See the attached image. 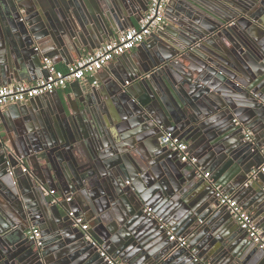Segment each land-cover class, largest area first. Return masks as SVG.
<instances>
[{
	"label": "water",
	"instance_id": "1",
	"mask_svg": "<svg viewBox=\"0 0 264 264\" xmlns=\"http://www.w3.org/2000/svg\"><path fill=\"white\" fill-rule=\"evenodd\" d=\"M181 1L166 6L163 30L149 36L155 48L127 76L10 105L16 125L0 132V264H107L87 234L124 264H264V249L215 196L217 187L238 196L264 233V0ZM147 5L0 0V85L33 79L45 57L66 64L96 49ZM164 132L196 162L180 163L160 144ZM51 189L71 201L51 203ZM156 217L188 247L169 241Z\"/></svg>",
	"mask_w": 264,
	"mask_h": 264
},
{
	"label": "built area",
	"instance_id": "2",
	"mask_svg": "<svg viewBox=\"0 0 264 264\" xmlns=\"http://www.w3.org/2000/svg\"><path fill=\"white\" fill-rule=\"evenodd\" d=\"M167 2L168 0H148L147 9L143 12L136 27L133 26L120 31L116 37L105 41L101 46L64 69L58 68L52 59L43 58L42 69L44 73L36 81L32 83L18 81L0 86V110L13 104L24 103L36 97L50 94L55 90L65 88L71 82L87 81L89 77H93L108 63L141 45L152 33L163 30L166 23L165 11ZM244 136V141L254 142L252 131L244 130ZM159 142L169 150L178 152L181 162H196V158L189 153L188 144L171 132H164ZM22 170L26 171V168L22 166ZM257 172L253 170V176ZM259 172H264V165L259 169ZM202 176L209 178L210 173H204ZM215 190L218 205L225 209L241 230L246 232L256 247L264 249V233L252 215L237 202L233 195L225 193L218 187ZM49 194L53 195L51 203L58 201L70 202L72 199L70 195H60L54 189H51ZM144 213L152 215V209L149 207L145 208ZM68 215L71 217L74 226H78L84 231L89 230V224L82 216H75L73 211H69ZM156 218L160 227L167 229L169 241L175 242V246L178 248L188 247L186 237L178 236L168 230L165 221L160 217ZM27 235L30 239L38 240L40 231L37 227H32L27 232ZM86 238L97 248L107 264H124L121 260L106 255L98 242L93 240L89 234H87ZM194 251L195 249L192 248L191 252ZM194 261L198 262V257H194ZM203 264L210 263L206 262Z\"/></svg>",
	"mask_w": 264,
	"mask_h": 264
},
{
	"label": "crops",
	"instance_id": "3",
	"mask_svg": "<svg viewBox=\"0 0 264 264\" xmlns=\"http://www.w3.org/2000/svg\"><path fill=\"white\" fill-rule=\"evenodd\" d=\"M181 0H168L167 2V6L169 5H177V3H181ZM181 5L184 7V5L181 3ZM141 16H137V19H132L133 20V24L136 27L139 20H140ZM132 26H129L127 28H131ZM126 29V28H125ZM118 34L115 35V37ZM149 40V41H147ZM102 43H94L95 48H98L99 46H101ZM155 42H153L152 40L149 39V37L139 46V48H134L133 50L117 57L116 59H114L113 61H111L110 63H108L102 70H100L99 72H97L93 77H89L87 81L81 82L82 84L86 85V86H95V87H103L105 85H107L108 83H112L113 80H115L116 78H120L123 76H127V72H129V70L132 68V66L135 64L137 65L138 61L142 60L143 58H145L150 51H152L155 47ZM36 48H38V52L41 53L42 55H44L43 51L44 49L40 46H36ZM91 48V47H90ZM94 49H89V51H82L81 56H76V55H72L71 57H67V63L65 64L62 61V57L57 55L54 56L50 59H52V61L55 63V65L60 68V69H64L66 68L68 65H71L73 62L77 61L78 59L84 57L86 54H88L89 52L93 51ZM125 55V56H124ZM49 58V57H46ZM44 73L43 69L39 70L38 73L35 75V77L33 79L30 80H21V82H28V83H32L34 81H36L42 74ZM18 82V80H13L11 83H15ZM8 83V84H11ZM73 82L67 84V86L65 88H61L58 90L53 91L50 94H46L43 96H39L38 100L42 101L44 99H50V101L53 100H57L58 98H62L64 99L66 96L68 95H72V88H71V84ZM8 84H4V85H8ZM3 86V85H0ZM36 101V100H33ZM12 111L11 110V106L6 107L3 110H0V132L2 134L5 135V133H9L11 132L13 125L15 123V121L12 119ZM189 153L191 154L192 157L197 158L198 155H196L197 153L195 152H191L189 150ZM180 163H182L179 160ZM212 174L210 173V176ZM127 183V182H126ZM262 186L260 187V189L264 192V180L262 181ZM223 190V189H222ZM224 191V190H223ZM225 192V191H224ZM227 193V192H225ZM235 199L237 200V202L244 208V201L241 202L238 199V196L234 195ZM241 198V197H240ZM243 200V199H242ZM246 200V198H245ZM246 209V208H245ZM247 210V209H246ZM248 211V210H247ZM249 212V211H248ZM250 213V212H249ZM252 215V214H251ZM84 218V217H83ZM86 222H88L86 219H84ZM230 221L231 224L241 230L238 225L234 222V220L230 217ZM89 224V222H88ZM166 225L168 226V222L166 223ZM169 230V229H168ZM171 230V229H170ZM243 231V230H242ZM245 232V231H244ZM248 237V236H247ZM248 239L250 240V238L248 237ZM251 241V240H250ZM200 252V251H199ZM206 258V257H203ZM200 259V261H202V259ZM208 260V259H206ZM208 263L212 264L210 261H208Z\"/></svg>",
	"mask_w": 264,
	"mask_h": 264
}]
</instances>
